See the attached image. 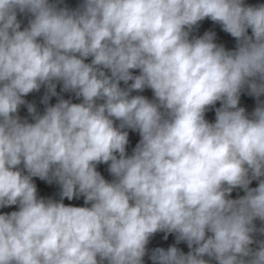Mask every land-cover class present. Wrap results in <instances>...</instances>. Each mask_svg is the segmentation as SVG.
Here are the masks:
<instances>
[{"label": "clouds", "instance_id": "clouds-1", "mask_svg": "<svg viewBox=\"0 0 264 264\" xmlns=\"http://www.w3.org/2000/svg\"><path fill=\"white\" fill-rule=\"evenodd\" d=\"M59 5L0 0V208L18 206L0 213V264H145L159 232L189 251L157 247L152 264H264L254 241L264 234L254 224L264 221V4ZM18 13L31 16L23 30ZM205 19L234 50L214 31L190 38ZM57 83L82 102L39 114L24 99L44 86L47 104ZM146 88L153 99L131 95ZM245 89L257 99L251 116L239 106ZM25 104L34 122L19 117ZM125 129L140 136L131 155ZM33 177L59 184L61 199L38 196ZM237 188L245 195L233 199ZM81 196L90 207L63 202Z\"/></svg>", "mask_w": 264, "mask_h": 264}]
</instances>
